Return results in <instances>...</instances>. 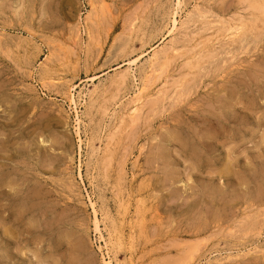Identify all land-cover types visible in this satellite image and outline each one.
Masks as SVG:
<instances>
[{
  "label": "rangeland",
  "instance_id": "obj_1",
  "mask_svg": "<svg viewBox=\"0 0 264 264\" xmlns=\"http://www.w3.org/2000/svg\"><path fill=\"white\" fill-rule=\"evenodd\" d=\"M262 2L0 0V264H264Z\"/></svg>",
  "mask_w": 264,
  "mask_h": 264
},
{
  "label": "bare ground",
  "instance_id": "obj_2",
  "mask_svg": "<svg viewBox=\"0 0 264 264\" xmlns=\"http://www.w3.org/2000/svg\"><path fill=\"white\" fill-rule=\"evenodd\" d=\"M33 1H35V0H33ZM178 3L180 4V3H181V0H178ZM182 4H183V3H182ZM187 4H188V2H187ZM102 5H103V4H102ZM175 5H176V4H175ZM103 6H104V5H103ZM252 6H255V5L252 4ZM260 6H261L262 8H264V2H262ZM106 7H107V6H106ZM178 7H179V6H178ZM255 7H256V6H255ZM257 7H259V5H258ZM179 9H180V8H179ZM183 9H184V8H183ZM18 10H19V9H18ZM103 11H104V10H103ZM251 12H252V11H251ZM263 12H264V11H263ZM263 12H262V13H263ZM172 13H173V11H172ZM179 13H180V12H179ZM186 13H187V12H186ZM186 13H185V14H186ZM198 13H199V12H198ZM200 13H201V11H200ZM209 14H210V13H209ZM174 15H175V11H174ZM174 15H173V16H174ZM187 15H188V13H187ZM187 15H186V17H187ZM190 15H191V14H190ZM200 15H201V14H200ZM244 15H245V14H244ZM255 15H256V14H255ZM182 16H184V15H182ZM192 16H193V15H192ZM204 16H205V15H204ZM210 16H211V14H210ZM215 16H216V15H215ZM201 17H202V16H201ZM241 17H243V16H241ZM246 17H247V16H246ZM252 17H253V16H252ZM174 18H175V16H174ZM181 18H182V17H181ZM218 18H219V17H218ZM256 18H257V17H256ZM256 18H255V19H256ZM202 19L205 20L206 18H202ZM223 19H224V20H227V19H225V18H223ZM245 19H246V18H245ZM172 20H173V25H172V26H175L176 20H175V19H172ZM185 20H186V19H185ZM188 20H189V19H188ZM192 20H193V19H192ZM211 20H212V19H211ZM213 20H214V18H213ZM215 20H216V19H215ZM215 20H214V21H215ZM220 20H221V19H220ZM252 20H254V19H252ZM171 22H172V21H171ZM217 22H218V21H217ZM178 23H179V22H178ZM178 23H177V24H178ZM192 23H193V22H192ZM214 23H215V22H214ZM225 23H226V22H225ZM196 24H197V22H196ZM216 24H217V23H216ZM227 24H229V23H227ZM263 24H264V23H263ZM204 25H205V24H204ZM204 25H203V26H204ZM212 25H213V24H212ZM136 26H137V25H136ZM213 26H214V25H213ZM217 26H218V25H217ZM221 26H222V25H221ZM224 26H225V25H224ZM176 27H177V26H176ZM194 27H195V26H194ZM200 27H201V26H200ZM207 27H208V26H207ZM207 27H206V28H207ZM215 27H216V26H215ZM236 27H237V26H236ZM242 27H244V26H242ZM172 28L174 29V27H172ZM196 28H197V26H196ZM242 29H243V28H242ZM138 30H139V29H138ZM174 30H175V29H174ZM176 30H177V29H176ZM208 30H209V28H208ZM194 31H195V30H194ZM202 31H203V29H202ZM232 31H233V30H232ZM200 32H201V31H200ZM210 32H211V31H210ZM204 33H205V32H204ZM231 33H232V32H231ZM249 33H251V32H249ZM142 34H143V33H142ZM165 34H166V33H165ZM198 34H199V33H198ZM224 34H225V33H224ZM242 34H243V33H242ZM242 34H241V35H242ZM194 35H195V34H194ZM204 35H205V34H204ZM204 35H203V36H204ZM206 35H207V33H206ZM235 35H236V34H235ZM235 35H234V36H235ZM246 35H247V33H246ZM248 35H249V34H248ZM259 35H260V34H259ZM170 36H171V35H170ZM224 36H225V35H224ZM168 37H169V36H168ZM199 37H201V36H199ZM199 37H198V38H199ZM235 37H236V36H235ZM237 37H238V36H237ZM244 37H245V33H244ZM208 38H209V37H208ZM212 38H213V37H212ZM221 38H222V37H221ZM247 38H248V37H247ZM192 39H193V38H192ZM252 39H254V38H252ZM252 39H251V40H252ZM188 40H189V39H188ZM198 40H199V39H198ZM241 40H242V39H241ZM254 40H255V39H254ZM162 41H163V40H162ZM169 41H170V40H169ZM169 41H168V42H169ZM180 41H182V40H179V42H180ZM211 41H212V40H211ZM236 41H237V40H236ZM238 41H239V40H238ZM140 42H141V41H140ZM143 42H145V41H143ZM177 42H178V41H177ZM195 42H196V41H195ZM213 42H214V41H213ZM216 42H217V41H216ZM216 42H215V43H216ZM239 42H240V41H239ZM147 43H148V42H147ZM149 43H150V42H149ZM188 43H190V42H188ZM188 43H187V44H188ZM192 43H193V42H192ZM198 43H199V42H198ZM210 43H211V42H210ZM218 43H219V42H218ZM164 44H165V43H164ZM172 44H173V43H172ZM174 44H175V43H174ZM181 44H182V43H181ZM196 44H197V43H196ZM222 44H223V43H222ZM144 45H145V44L143 43V46H144ZM150 45H151V44H150ZM167 45H168V44H167ZM176 45H177V43H176ZM205 45H206V44H205ZM227 45H228V44H227ZM151 46H152V45H151ZM168 46H169V45H168ZM198 46H199V44H198ZM140 47H141V46H140ZM177 47H178V46H177ZM157 48H158V47H157ZM159 48H160V47H159ZM175 48H176V46H175ZM180 48H181V47H180ZM188 48H189V47H188ZM190 48H191V47H190ZM211 48H212V47H211ZM146 49H148V48H146ZM152 49H153V48H151V50H152ZM165 49H166V48H165ZM171 49H172V47H171ZM191 49H192V48H191ZM212 49H213V48H212ZM219 49H220V48H219ZM224 49H225V48H224ZM154 50H156V49H153V51H154ZM185 50H186V49H185ZM201 50H202V49H201ZM216 50H217V48H216ZM142 51H143V50H142ZM180 51H182V50H180ZM225 51H226V50H225ZM225 51H224V52H225ZM155 52H156V51H155ZM157 52H158V51H157ZM159 52H160V50H159ZM159 52L157 53V55L159 54ZM162 52H163V50H162ZM178 52H179V50H178ZM199 52H200V50H199ZM199 52H198V53H199ZM203 52H204V51H203ZM140 53H141V52H140ZM187 53H188V52H187ZM187 53H186V51H185V54H186V55H187ZM196 53H197V52H196ZM209 53H210V52H209ZM214 53H215V52H214ZM214 53H211V54H214ZM216 53H217V52H216ZM178 54H179V53H178ZM180 54H181V53H180ZM202 54H203V53H202ZM137 55H138V54H137ZM146 55H147V54H146ZM151 55H152V54H151ZM153 55H154V54H153ZM153 55H152V57H153ZM200 55H201V54H200ZM143 56H144V55H143ZM148 56H149V54H148ZM154 56H155V55H154ZM159 56L162 57L161 55H159ZM159 56H158V57H159ZM192 56H193V55H192ZM192 56H191V57H192ZM203 56H205V55H203ZM4 57H5V56H4ZM138 57H139V56H138ZM140 57H141V56H140ZM152 57L150 56V59H151ZM174 57H175V56H174ZM180 57H181V56H180ZM186 57H187V56H186ZM210 57H211V56H210ZM144 58H145V57H144ZM153 58H154V57H153ZM182 58H183V57H182ZM134 59H135V58H134ZM160 59H161V58H160ZM139 60H140V59H139ZM154 60H155V59H154ZM156 60H157V59H156ZM171 60H172V59H171ZM183 60H184V59H183ZM133 61H134V60H133ZM133 61H132L131 64L134 63ZM137 61H138V60H137ZM181 61H182V60H181ZM171 62H172V61H171ZM179 62H180V61H179ZM195 62H196V61H195ZM125 63H126V61H125ZM140 63H142V61H141ZM198 63H199V62H198ZM203 63H204V62H203ZM120 64H122V62H121ZM151 64H152V63H151ZM154 64H155V63H154ZM159 64H160V63H159ZM172 64H173V63H172ZM177 64H178V62H177ZM138 65H139V64H138ZM143 65H144V64H143ZM183 65H184V64H183ZM131 66H132V65H131ZM131 66H130V67H131ZM139 66H140V65H139ZM144 66H145V65H144ZM149 66H150V65H149ZM154 66H155V65H154ZM154 66H153V67H154ZM160 66H161V64H160ZM164 66H165V65H164ZM164 66H162V67H164ZM173 66H174V65H173ZM189 66H190V65H189ZM191 66H192V64H191ZM195 66H197V64H196ZM118 67H119V66H118ZM120 67H122V66H120ZM126 67H127V66H126ZM145 67H146V66H145ZM186 67H188V66H186ZM186 67H184V68H186ZM197 67H198V66H197ZM133 68H134V65H133ZM139 68H140V67H139ZM150 68H151V67H150ZM184 68H183V69H184ZM190 68H191V67H190ZM195 68H196V67H195ZM129 69H130V68H129ZM154 69H155V68H154ZM154 69H153V70H154ZM193 69H194V68H193ZM118 70H119V69H118ZM138 70H139V69H138ZM138 70H137V73H138ZM153 70H152V71H153ZM160 70H161V69H160ZM164 70H165V69H164ZM119 71H120V70H119ZM145 71H146V69H145ZM165 71H166V70H165ZM197 71H198V70H197ZM133 72H134V71H133ZM157 72H158V71H157ZM183 72H184V71H183ZM185 72H186V71H185ZM120 73H121V72H120ZM124 73H126V72H124ZM129 73H130V72H129ZM134 73H135V72H134ZM134 73H133V74H134ZM161 73H162V71H161ZM180 73H181V71H180ZM126 74H127L128 76H124V77H127V78H128V77H129L128 72H127ZM126 74H124V75H126ZM147 74H148V73H147ZM157 74H158V73H157ZM115 75H116V74H115ZM118 75H120V74L118 73ZM138 75H139V73H138ZM141 75H142V74H141ZM160 75H161V74H160ZM183 75H184V74H183ZM122 76H123V75L121 74V77H122ZM187 76H188V75H187ZM115 77H116V76H115ZM117 77H118V76H117ZM136 77H137V76H136ZM161 77H162V76H161ZM104 78H105V77H104ZM106 78H107V77H106ZM108 78H109V77H108ZM138 78H139V76H138ZM142 78L145 79L143 76H142ZM149 78H150V77H149ZM91 79H92V77H91ZM91 79H90V80H91ZM112 79H113V78H112ZM124 79H125V78H124ZM133 79H134V78H133ZM159 79H160V77H159ZM159 79H158V81H161V80H159ZM104 80H105V79H104ZM115 80H116V79H115ZM118 80H119V79H118ZM118 80H117V81H118ZM154 80H155V79H154ZM99 81H101V80H99ZM124 81H125V80H124ZM124 81H123V82H124ZM128 81H129V83L132 82V81H130V77H129V80H127V82H128ZM152 81H153V80H152ZM118 82H119V81H118ZM134 82H135V81H134ZM136 82H137V80H136ZM150 82H151V81H150ZM150 82H149V83H150ZM184 82H185V81H184ZM98 83H99V82H98ZM106 83H107V82H106ZM112 83H113V82H112ZM139 83H140V82H139ZM143 83H144V82H143V80H142V84H143ZM163 83H164V82H163ZM91 84H92V83H91ZM99 84H100V83H99ZM99 84L96 83V85H99ZM101 84H102V83H101ZM103 84H104V82H103ZM103 84H102V85H103ZM117 84H118V83H117ZM121 84H122V83H121ZM133 84H134V83H133ZM150 84H151V83H150ZM127 85H128V84H127ZM156 85H158V84H156ZM93 86H94V85H92V87H93ZM100 86H101V85H100ZM105 86H106V85H105ZM114 86H116V85H114ZM118 86H119V85H118ZM140 86H141V85H140ZM94 87H95V86H94ZM94 87H93V89H94ZM96 87H97V86H96ZM103 87H104V86H103ZM110 87H111V86H110ZM110 87H109V88H110ZM123 87H124V86H123ZM125 87L127 88L126 85H125ZM131 87H132V86H131ZM88 88H89V87H88ZM118 88H120V87H118ZM126 88H125V89H126ZM86 89H87V88H86ZM96 89H97V88H96ZM101 89H102V88H101ZM101 89H100V90H101ZM137 89H138V88H137ZM137 89H136V91H137ZM87 90H88V89H87ZM107 90H108V89H107ZM121 90H122V89H121ZM126 90H128V88H127ZM126 90H125V91H126ZM80 91H81V90H80ZM88 91H89V90H88ZM90 91H91V89H90ZM95 91H96V90H95ZM97 91H98V90H97ZM97 91H96V92H97ZM101 91H102V90H101ZM116 91H117V90H116ZM119 91H120V90H119ZM123 91H124V90H123ZM92 92H93V91H92ZM103 92H104V90H103ZM126 92H127V91H126ZM150 92H152V91H150ZM83 93H84V92H83ZM87 93L89 94V92H87ZM101 93H102V92H101ZM113 93H114V92H113ZM117 93H118V92H117ZM119 93H120V92H119ZM119 93H118V94H119ZM128 93H129V92H128ZM139 93H140V92H139ZM93 94H94V93H93ZM114 94H115V93H114ZM148 94H149V93H148ZM148 94H147V95H148ZM77 95H78V94H77ZM134 95H135V93H134ZM151 95H153V94H151ZM151 95H150V96H151ZM84 96H86V95H84ZM148 96H149V95H148ZM88 97H89V95H88ZM112 97H113V96H111V99H112ZM114 97H115V96H114ZM143 97H144V96H143ZM119 98H120V97H119ZM121 98H122V97H121ZM121 98H120V99H121ZM83 99H84V98H83ZM92 99H93V98H91V100H92ZM94 99H95V98H94ZM115 99L117 100L118 98H115ZM120 99H118V100H120ZM124 99H125V98H124ZM126 99H127V98H126ZM147 99H148V98H147ZM79 100H80V99H79ZM85 100H86V99H85ZM87 100H88V99H87ZM91 100H90V102H91ZM99 100H100V99H99ZM152 100H153V99H152ZM71 101H72V99H71ZM113 101H114V100H113ZM141 101H142V96H141V95H138V96L135 97V99H134V101H133V105H132L131 108H130L131 111L129 110L130 113H131L132 115H135V114L139 111V109H140V108H139L140 103H141V104H144V102L142 103ZM145 101H146V100H145ZM90 102H89V104H90ZM84 103H85V102H84ZM111 103H112V102H111ZM125 103H126V102H125ZM80 104H81V103H80ZM97 104H98V103H97ZM87 105H88V104H87ZM129 105H130V104H129ZM85 106H86V105H85ZM117 106H118V105H117ZM141 106H143V105H141ZM82 107H83V106H82ZM94 107H95V106H94ZM82 109H83V108H82ZM128 109H129V108H128ZM141 109H142V108H141ZM141 109H140V110H141ZM88 110H89V109H88ZM90 110H91V109H90ZM123 111H125V110H123ZM126 111H127V110H126ZM82 112H83V111H82ZM90 112H91V111H90ZM84 113H85V112H84ZM119 113H120V112H119ZM88 114H89V113H88ZM90 114H91V113H90ZM93 114H94V112H93ZM131 114H130V115H131ZM81 115H82V114H81ZM116 116H117V115H116ZM87 117H88V116H87ZM130 117H132V116H130ZM137 117H138V114H137ZM83 118H84V117H83ZM85 118H86V117H85ZM81 119H82V118H81ZM115 119H116V118H115ZM129 119H130V118H129ZM79 120H80V118H79ZM130 120H131V119H130ZM82 121H83V120H82ZM88 121H89V120H87V122H88ZM117 121H118V119H117ZM135 121H136V120H135ZM115 122H116V121H115ZM86 124H87V123H86ZM89 124H92V123L90 122ZM114 124H115V123H114ZM121 124H122V123H121ZM116 126H117V125H116ZM85 127H86V126H85ZM90 127H91V126H90ZM102 127H103V126H102ZM127 127H128V126H127ZM105 128H106V127H105ZM86 129H88V128H86ZM89 129H90V128H89ZM116 129H117V128H116ZM90 130H91V129H90ZM95 130H96V129H95ZM105 130H106V129H105ZM98 131H99V130H98ZM117 131H118V130H117ZM107 132H108V131H107ZM92 133H93V132H92ZM108 133H110V132H108ZM104 134H105V133H104ZM95 135H96V134H95ZM98 135H99V134H98ZM113 135H114V134H113ZM89 137H90V136H89ZM89 137H88V138H89ZM94 137H95V136H94ZM96 137H97V136H96ZM98 137H99V136H98ZM98 137H97V138H98ZM103 137H104V135H103ZM88 138H87V139H88ZM99 138H100V137H99ZM87 139H86V140H87ZM0 140H1V139H0ZM112 140H113V138H112ZM119 140H121V138H120ZM5 141H6V140H5ZM94 141H95V139H94ZM0 142H1V141H0ZM97 142H98V141H97ZM111 142H112V141H111ZM120 142H121V141H120ZM101 143H102V142H101ZM85 144H86V143H85ZM95 144H96V143H95ZM91 145H92V144H91ZM0 146H1V143H0ZM85 146H87V145H85ZM92 146H93V145H92ZM201 146H202V145H201ZM3 147H4V146H3ZM88 147H90V146H88ZM95 147H96V146H95ZM1 148H2V147H1ZM86 148H87V147H86ZM101 148H102V147H101ZM96 149H97V148H96ZM98 149H99V148H98ZM103 149H104V148H103ZM4 150H5V149H4ZM104 150H105V149H104ZM86 154H87V153H86ZM89 156H90V155H89ZM106 156H107V155H106ZM94 158H95V157H94ZM102 160H103V159H102ZM90 161H91V160H90ZM94 162H95V161H94ZM260 163H261V162H260ZM94 164H95V163H94ZM124 165H125V163H124ZM89 167H90V166H89ZM125 167H126V166H125ZM91 168H92V167H91ZM262 168H263V166H262ZM96 169H97V168H96ZM98 169H99V168H98ZM102 169H103V168H102ZM123 169H124V168H123ZM90 170H91V169H90ZM99 170H100V169H99ZM92 171H93V170H92ZM92 171H90V172H92ZM94 171H95V170H94ZM219 172H220V171H219ZM219 172H218V173H219ZM103 173H104V172H103ZM225 173H226V172H225ZM90 174H91V173H90ZM119 175H120V174H119ZM92 176H94V175H92ZM221 176H222V175H221ZM125 178H126V177H125ZM13 179H14V178H13ZM8 180H9V179H8ZM15 180H16V179H15ZM11 181H14V180H11ZM11 181H8V184H9V182H11ZM16 181H17V180H16ZM14 182H15V181H14ZM1 183H2V182H1ZM19 183H20V182H19ZM19 183H18V184H19ZM2 185H3V184H2ZM2 185H1V186H2ZM216 185H217V184H216ZM260 186H261V185H260ZM5 187H6V188H9V187H7V186H5ZM2 188H3V187H2ZM33 188H34V187H33ZM32 190H33V189H32ZM36 190H37V189H36ZM36 190H34V191L36 192ZM122 190H123V189H122ZM9 191H10V189H9ZM9 191H8V192H9ZM8 192H7L6 194H8ZM38 192H39V191H38ZM38 192H37V193H38ZM46 192H47V191H46ZM26 193H27V192H26ZM230 193H231V192H230ZM10 194H11V193H10ZM23 194H25V193H23ZM23 194H22V195H23ZM29 194H30V193H29ZM125 194H126V193H125ZM245 194H246V193H245ZM245 194H244V195H245ZM37 195H38V194H37ZM32 196H33V195H32ZM38 196H39V195H38ZM38 196H37V197H38ZM42 196L45 198L44 195H42ZM42 196H41V197H42ZM123 196H124V195H123ZM131 196H132V195H131ZM21 197H22V196H21ZM23 197H24V195H23ZM39 197H40V196H39ZM39 197H38V198H39ZM43 197H42V198H43ZM235 197H236V196H235ZM33 198H34V197H33ZM31 199H32V198H31ZM123 199H124V198H123ZM14 200H15V199H14ZM117 200H118V199H117ZM16 202L18 203L17 200H16ZM22 202H23V200H22ZM126 202H127V201H126ZM20 203H21V202H20ZM37 203H39V202H37ZM121 203H122V202H121ZM13 204H14V203H13ZM227 204H228V202H227ZM229 204H230V203H229ZM19 205H20V204H19ZM29 205H30V204H29ZM106 205H107V204H106ZM123 205H124V203H123ZM126 205H127V204H126ZM230 205H231V204H230ZM32 206H33V205H32ZM39 206H40V205H39ZM129 206H130V204H129ZM13 207H14V206H13ZM15 207H16V206H15ZM26 207H27V206H26ZM226 207H227V206H226ZM29 208H30V207H29ZM29 208H28V210H29ZM23 209H24V208H23ZM32 209H34V208H32ZM35 209H36V208H35ZM120 209H121V208H120ZM234 210H235V209H234ZM120 211H121V210H120ZM226 211H227V210H226ZM14 212H15V211H14ZM33 212H34V211H33ZM206 212H207V211H206ZM15 213H16V212H15ZM125 213H126V212H125ZM127 213H128V212H127ZM18 214H19V213H18ZM25 214H26V213H25ZM58 214H59V213H58ZM108 214H110V213H108ZM125 215H126V214H125ZM59 216H60V215H59ZM22 217H23V216H22ZM112 217H114V216H112ZM54 218H55V217H54ZM115 218H116V217H115ZM106 219H107V218H106ZM123 219H124V218H123ZM132 219H133V218H132ZM140 219H141V218H140ZM19 220H20V219H19ZM128 220H129V219H128ZM129 221H131V219H130ZM124 222H125V221H124ZM131 222H132V221H131ZM105 226H106V225H105ZM115 226H116V225H115ZM96 227H97V224H96ZM107 228H108V227H107ZM109 228H110V227H109ZM104 229H105V228H104ZM133 229H134V227H133ZM133 229H132V230H133ZM108 230H109V229H108ZM122 231H123V230H122ZM111 232H112V231H111ZM134 232H135V231H134ZM108 235H109V233H108ZM111 236H112V234H111ZM17 237H18V236H17ZM18 241H19V240H18ZM18 241H17V242H18ZM106 241H107V240H106ZM123 241H124V240H123ZM126 241H127V240H126ZM131 241H132V240H131ZM109 242H110V241H109ZM118 242H119V241H118ZM124 242H125V241H124ZM128 242H129V241H128ZM132 242H133V241H132ZM11 243H12V242H11ZM116 244H117V243H116ZM114 245H115V243L113 244V246H114ZM120 245H121V244H120ZM120 245H119V246H120ZM124 245H125V244H124ZM133 245H134V244H133ZM23 247H24V246H23ZM121 247H122V246H121ZM121 249H122V248H121ZM123 249H124V248H123ZM114 250H115V249H114ZM128 250H129V249H128ZM126 252H127V251H126ZM129 252L131 253V251H129ZM108 253H109V252H108ZM113 253H114V252H113ZM117 254H118V253H117ZM132 254H133V253H132ZM112 255H113V254H112ZM114 255H115V254H114ZM114 255H113V256H114ZM127 255H128V254H127ZM9 256H10V255H9ZM117 256H118V255H117ZM123 256H124V255H123ZM131 256H132V255H131ZM9 258H10V257H9ZM111 258H112V257H111ZM114 258H115V257H113V261H114ZM128 258H129V257H128ZM128 258H127V259H128ZM130 258H131V257H130ZM10 259H11V258H10ZM120 259H121V258H120ZM121 260H122V259H121ZM115 261H116V260H115ZM126 261H127V260H126ZM131 262H132V260H131ZM104 264H113V263H112V260H109V261L105 262ZM115 264H116V263H115Z\"/></svg>",
  "mask_w": 264,
  "mask_h": 264
}]
</instances>
